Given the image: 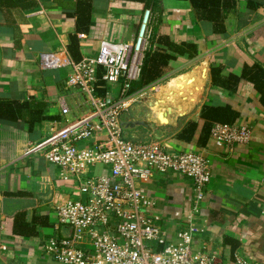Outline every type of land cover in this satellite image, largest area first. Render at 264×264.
Instances as JSON below:
<instances>
[{
  "label": "crops",
  "instance_id": "0c3cea01",
  "mask_svg": "<svg viewBox=\"0 0 264 264\" xmlns=\"http://www.w3.org/2000/svg\"><path fill=\"white\" fill-rule=\"evenodd\" d=\"M35 1L31 11L19 6L0 10V99L41 102L48 117L32 131L25 123L0 119V264H56L41 246L50 236L64 234L55 230L57 206L80 199L77 183L63 181L56 166L29 150L82 119L91 105L79 88L67 87L70 68L43 70L39 56L65 50L79 62L96 58L102 41L133 43L144 1L163 11L151 16L147 51L155 49L158 38L187 48L179 54L161 50L173 57L161 59L160 79L130 95L121 119L123 137L132 143L154 140L171 152L205 157L210 180L199 203L193 249L215 256L217 264H233L235 256L264 264V106L253 85L241 77L256 63L264 70V0H235L236 12L225 19L222 34H212L210 23L197 19L188 1L90 0L87 33H76V20L65 9L73 0ZM75 33L78 61L68 52ZM212 69L221 70L215 80ZM115 92L110 86L105 98ZM60 101L67 115L60 113ZM203 106L230 107L238 114L233 124L251 130L250 141L232 152L216 147L210 137L200 144ZM141 121L150 129L132 125ZM188 123L197 125L194 136L180 138ZM105 171L95 166L87 175ZM137 187L154 202L153 213L174 242L193 207L192 181L179 174H155Z\"/></svg>",
  "mask_w": 264,
  "mask_h": 264
},
{
  "label": "built area",
  "instance_id": "2783aa9c",
  "mask_svg": "<svg viewBox=\"0 0 264 264\" xmlns=\"http://www.w3.org/2000/svg\"><path fill=\"white\" fill-rule=\"evenodd\" d=\"M149 20L147 9L133 43L102 41L96 58L73 62L65 50L38 58L43 70L70 68L67 87L79 88L91 105L82 119L29 150L56 166L63 181L79 188V200H65L55 210V230L64 234L50 236L41 246L56 264H217L215 256L193 249L199 203L210 180L208 161L197 152H171L161 142L132 143L123 137L121 119L129 109L130 85L139 75ZM99 67L104 70L102 80L116 88L113 97L93 95ZM59 108L62 115L68 114L64 101ZM250 138L249 128L234 124H214L210 131L215 146L229 152ZM95 166L105 167V173L88 177ZM168 173L188 178L194 187L186 227L174 242L161 217L153 213L154 202L137 187L155 174ZM233 264L257 263L235 256Z\"/></svg>",
  "mask_w": 264,
  "mask_h": 264
},
{
  "label": "trees",
  "instance_id": "16d2710c",
  "mask_svg": "<svg viewBox=\"0 0 264 264\" xmlns=\"http://www.w3.org/2000/svg\"><path fill=\"white\" fill-rule=\"evenodd\" d=\"M157 0H155L156 2ZM188 1L192 11L196 15L197 19L204 22H209L212 30V34H222L225 32L224 21L232 13L236 12V1L235 0H181ZM58 3H63L61 0H57ZM145 2V10H150V20L153 12H158V15L161 16L163 11L160 6L151 5L147 6V1ZM15 7L19 6L23 10H34L37 6L35 0H0V10H3L4 7ZM5 7V8H6ZM147 7V8H146ZM159 8V9H157ZM70 10L72 14L69 16L74 17L76 33H87L89 29V21L91 17V4L90 0H73L72 3H69L65 8ZM158 10V11H157ZM147 27V35L149 24ZM76 33L70 35V47L68 52L71 57L78 61L80 56L78 54V43ZM152 39V37L150 38ZM147 41V37H146ZM157 45L155 49L148 50L144 48L141 64L139 68L138 78L131 83L129 94L137 92L141 88L149 85L150 83L160 79L162 77L161 71H159V64L161 59H172L173 56L167 55L164 56V53H161V50L165 52L171 51L174 53H182L186 45L180 44L176 45L172 42H165L164 39L158 38L155 42ZM152 46V41H151ZM162 47V48H161ZM191 47V46H190ZM221 70L212 69L211 73L214 76L215 74L219 75ZM104 70L99 67L96 72V80L93 83V95L96 98H105L107 93L110 90V86L107 85L103 80L102 76ZM242 79H245L247 82L251 83L254 89L260 95V103L264 106V70L259 64H254L250 67H246L243 70L241 75ZM212 82L215 83V81ZM237 79L233 82H236ZM237 113L233 111L230 107H209L203 106L201 109L200 118L203 121L198 142L200 144L206 143L210 137V131L214 124H233L237 119ZM45 114V104L36 101H24L17 102L13 100L0 99V119L5 121H11L14 123L22 122L27 125L29 131L34 130L42 121L46 120ZM197 125L194 123H188L186 128L181 132V137H186L191 139L194 136Z\"/></svg>",
  "mask_w": 264,
  "mask_h": 264
},
{
  "label": "water",
  "instance_id": "95a60500",
  "mask_svg": "<svg viewBox=\"0 0 264 264\" xmlns=\"http://www.w3.org/2000/svg\"><path fill=\"white\" fill-rule=\"evenodd\" d=\"M162 116V112H160L159 113V118ZM161 119V118H160ZM160 119H159V121H160ZM162 120V119H161ZM162 122V124H165L166 122H164V121H161ZM126 126H128L129 124L128 123H126L125 124ZM132 125L133 126H142V127H145V128H148V129H150L149 128V124L147 123V122H144V121H141V122H132Z\"/></svg>",
  "mask_w": 264,
  "mask_h": 264
},
{
  "label": "rangeland",
  "instance_id": "374dc122",
  "mask_svg": "<svg viewBox=\"0 0 264 264\" xmlns=\"http://www.w3.org/2000/svg\"><path fill=\"white\" fill-rule=\"evenodd\" d=\"M77 199H73V201H76Z\"/></svg>",
  "mask_w": 264,
  "mask_h": 264
}]
</instances>
